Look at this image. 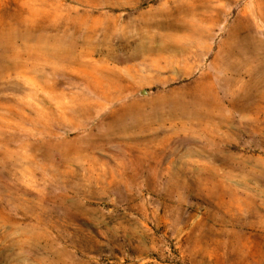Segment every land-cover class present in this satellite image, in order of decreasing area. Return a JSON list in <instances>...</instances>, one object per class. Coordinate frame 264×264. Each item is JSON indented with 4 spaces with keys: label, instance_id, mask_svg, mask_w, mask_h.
<instances>
[{
    "label": "rangeland",
    "instance_id": "1",
    "mask_svg": "<svg viewBox=\"0 0 264 264\" xmlns=\"http://www.w3.org/2000/svg\"><path fill=\"white\" fill-rule=\"evenodd\" d=\"M0 264H264V0H0Z\"/></svg>",
    "mask_w": 264,
    "mask_h": 264
}]
</instances>
